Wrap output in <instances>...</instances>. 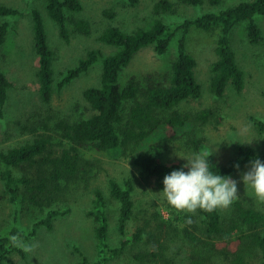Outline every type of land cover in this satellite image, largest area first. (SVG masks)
<instances>
[{
	"label": "trees",
	"instance_id": "trees-1",
	"mask_svg": "<svg viewBox=\"0 0 264 264\" xmlns=\"http://www.w3.org/2000/svg\"><path fill=\"white\" fill-rule=\"evenodd\" d=\"M138 1L131 0V4ZM178 1L199 6L205 0ZM45 2L49 18L57 25L65 42L71 41L70 24L76 32L91 35L89 20L71 17L84 10L81 0ZM211 3L220 5L222 0H211ZM175 8L170 0H159L154 5V22L150 27H141L132 32L116 26L106 28L99 40L117 48V51L106 55L101 49L89 50L75 67L68 69L57 86L55 53L49 43L44 17L36 8L29 10L37 58V93L43 106H49L57 91L89 73L98 63H102V75L98 86L88 87L83 93L90 106L89 114L75 116L74 119H56L53 125H50L54 120L50 115L47 121L42 122L46 133L40 134L38 127H34L31 131L35 135L31 141L0 152V181L10 203L18 208L22 201H27L33 207L47 211L45 217L36 221L29 231L20 228V218L15 214L10 234H0V264H16L12 259L16 254L25 258L26 253L17 244L16 238L35 236L41 228L52 230L56 219L71 212V209H57L55 205L64 201L68 185L82 180L89 184L92 175L88 173L95 169V163L88 154L134 159L144 180L157 192L163 188V176L182 165L168 164L161 159L163 153L177 149L178 143L188 152L210 155V162L222 174L230 176L237 168L235 165L247 163L257 156L252 147L239 143L238 151L229 164L221 165L212 153L208 140L194 131L198 125L211 121L212 112L203 110L192 115L182 112L179 107L202 96L195 57V47H199L200 39L204 45L215 46L217 58L212 65L211 78L213 94L223 98L229 88L237 93L245 89V72L237 62L232 34L239 24L246 23L249 42L259 45L264 41L263 30L255 19L264 16V0L241 2L219 13L210 12L178 23L166 21L164 16L174 14ZM18 14L17 9L0 4V18ZM104 14L111 19L116 17V12L111 10H105ZM10 31L11 23L5 21L0 24V46L6 43ZM175 39L177 56L172 64L168 85L150 84L145 87L136 77H132L126 86L120 84V75L140 51L152 46L159 57H164ZM12 86L13 83L0 70L1 117ZM249 120L264 136V120L255 116H250ZM214 165L212 167L216 170ZM107 189L108 194L101 187L92 189L90 206L86 211L94 224L96 258L90 259L84 250L75 246L79 260L73 264H107L128 248L144 244L149 248L133 253L137 262L176 264L173 255L175 249L171 247L170 240L178 236L192 246L185 264H214L215 257L221 256L229 264H248L249 253L264 264V210L248 206L236 198L231 204L233 212L228 217L224 216L221 207L211 212L197 209L191 223L187 221L188 216L183 218L176 211H172V217L167 220L157 213L155 229L147 231L138 227L130 232L129 224L136 209L133 179L128 177L121 182L108 176ZM109 199L118 206L117 226L121 239L119 245L114 247L110 244ZM166 207L169 210L171 206L166 204Z\"/></svg>",
	"mask_w": 264,
	"mask_h": 264
},
{
	"label": "rangeland",
	"instance_id": "rangeland-1",
	"mask_svg": "<svg viewBox=\"0 0 264 264\" xmlns=\"http://www.w3.org/2000/svg\"><path fill=\"white\" fill-rule=\"evenodd\" d=\"M81 1L84 10L71 17L89 20L92 33L90 36L82 35L70 24L71 41L67 43L60 36L57 25L49 18L45 0H0V4L13 7L19 12L15 17L0 18V24L5 21L11 23L8 39L0 46V70L13 83L4 115L0 116V152L25 141H31L35 135L31 131L34 127H38V133H46L42 122L47 121L50 115L54 119L50 125H53L56 119H74L75 116L89 114L90 106L84 99L83 93L88 87L98 86L101 81L102 63H98L89 73L75 79L63 90L57 91L49 106H43L37 93V58L34 53L35 42L30 9L40 10L44 17L49 43L55 53L54 69L57 86L68 69L75 67L89 50L101 49L106 55L117 51V48L99 40L106 28L116 26L132 32L141 27H150L154 22L153 8L159 0H139L134 5L131 4V0ZM170 1L175 4L176 12L165 15L164 19L178 23L186 18H195L210 12L219 13L227 7L252 0H222L220 5H213L211 0H205L199 6L181 4L178 0ZM105 10L116 12V17L109 18L104 14ZM255 19L264 35V16H257ZM198 45L199 47H195V57L198 61L196 76L202 86V96L198 100L182 103L179 109L192 115L203 110L212 112L211 121L206 125H198L194 131L196 135L208 140L212 153L216 155L221 165L229 164L238 151L239 143L252 147L257 156L264 161V136L257 132L249 120L250 116L264 120V41L259 45H252L248 40L246 23L236 27L232 34V46L237 62L245 72L246 85L241 93L229 88L223 98L216 97L211 90L212 65L217 58L215 46L204 45L201 39ZM176 46L177 39L164 57H159L152 46L140 51L120 75V84L126 86L132 77H136L145 87L150 84L168 85L172 64L177 56ZM176 153L188 157L193 154L178 143L177 149L163 153L161 159L168 164L185 163V159L178 157ZM87 156L95 163V169L88 173L92 175L89 184L82 180L68 185L64 201L55 205L57 209H71V212L56 219L52 230L41 228L35 236L16 238L17 244L24 251L25 246L30 248L25 251V258L19 254L12 256L16 264H73L79 260V255L74 250L75 246L80 247L90 259L94 260L96 258L94 224L87 217L86 211L90 206L92 189L101 187L108 194V176L121 182L129 177L135 183L136 209L129 224L130 232H134L138 227H143L147 231L155 229L158 224L157 213L162 214L166 220L172 217L170 214L172 211L182 214L183 218L194 216L195 213L178 211L173 207L168 210L166 207L168 203L163 193L154 191L147 184L139 167L135 166L134 159L110 157L104 154ZM247 163L239 165L231 175L237 180V198L248 206L264 210V203L256 201L251 195V190L246 189L240 180L243 171L247 170ZM108 205L111 223L110 244L114 247L119 245L121 239L117 226L118 206L115 201L111 202V199ZM15 209L18 211L16 212ZM221 211L228 217L233 212V206L221 207ZM46 213L47 211L35 208L27 201H22L16 208L5 196L4 186L0 181V234L4 236L10 234L14 226L15 214L20 218V228L29 231L36 221L45 217ZM170 243L175 249L173 255L176 264H185L191 254L192 246L182 236L174 237ZM147 248L149 245L146 244L128 248L107 264H141L133 258V253ZM247 260L248 264H260L252 253L248 254ZM214 264H229V262L221 256L215 257Z\"/></svg>",
	"mask_w": 264,
	"mask_h": 264
},
{
	"label": "clouds",
	"instance_id": "clouds-1",
	"mask_svg": "<svg viewBox=\"0 0 264 264\" xmlns=\"http://www.w3.org/2000/svg\"><path fill=\"white\" fill-rule=\"evenodd\" d=\"M176 155L184 158L185 163L163 176V188L160 191L171 207L186 213H195L197 209L211 212L219 207H228L238 197L237 180L222 174L210 162V155ZM240 180L246 189L251 190L256 201L264 203V161L258 156L250 159ZM187 221L191 223V216L187 217ZM28 250L29 246H25V251Z\"/></svg>",
	"mask_w": 264,
	"mask_h": 264
}]
</instances>
